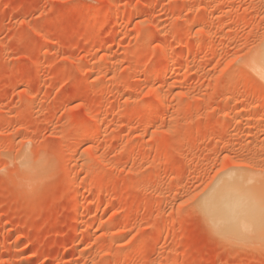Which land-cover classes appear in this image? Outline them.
<instances>
[{"label":"rangeland","instance_id":"374dc122","mask_svg":"<svg viewBox=\"0 0 264 264\" xmlns=\"http://www.w3.org/2000/svg\"><path fill=\"white\" fill-rule=\"evenodd\" d=\"M263 63L264 0H0V264H264L200 208L264 195Z\"/></svg>","mask_w":264,"mask_h":264},{"label":"bare ground","instance_id":"6f19581e","mask_svg":"<svg viewBox=\"0 0 264 264\" xmlns=\"http://www.w3.org/2000/svg\"><path fill=\"white\" fill-rule=\"evenodd\" d=\"M245 180H250V178ZM259 190L253 184L247 185L242 175L226 173L203 195L200 208L208 219V223L220 234L226 237L230 235L238 237L234 240L241 239V237L243 239L241 235L244 233L251 231V233H257L264 230V195L262 190L261 192Z\"/></svg>","mask_w":264,"mask_h":264}]
</instances>
